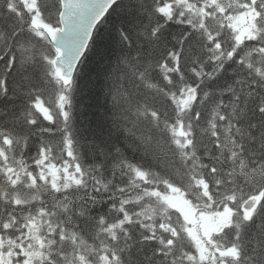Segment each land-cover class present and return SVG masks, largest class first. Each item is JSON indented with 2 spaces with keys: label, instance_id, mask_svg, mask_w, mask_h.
Returning a JSON list of instances; mask_svg holds the SVG:
<instances>
[{
  "label": "trees",
  "instance_id": "trees-1",
  "mask_svg": "<svg viewBox=\"0 0 264 264\" xmlns=\"http://www.w3.org/2000/svg\"><path fill=\"white\" fill-rule=\"evenodd\" d=\"M34 14L0 0V264H264V0H119L67 86Z\"/></svg>",
  "mask_w": 264,
  "mask_h": 264
},
{
  "label": "water",
  "instance_id": "water-1",
  "mask_svg": "<svg viewBox=\"0 0 264 264\" xmlns=\"http://www.w3.org/2000/svg\"><path fill=\"white\" fill-rule=\"evenodd\" d=\"M114 1L61 0V29L54 32L51 43L57 51L53 67L60 71L65 84L70 81L95 25ZM251 203L248 201L245 206Z\"/></svg>",
  "mask_w": 264,
  "mask_h": 264
},
{
  "label": "rangeland",
  "instance_id": "rangeland-1",
  "mask_svg": "<svg viewBox=\"0 0 264 264\" xmlns=\"http://www.w3.org/2000/svg\"><path fill=\"white\" fill-rule=\"evenodd\" d=\"M28 4L29 7L33 8L34 7V0H25ZM253 19L254 17L249 14V13H242L240 14L236 20H235V27L240 29V35L241 36H250L251 32H250V26L253 25ZM37 26H40L39 24H37ZM45 29V31H48L46 27L42 26ZM177 200V199H175ZM187 216H189L190 218V222L193 224V222L196 221V219L192 218V211H187L186 212ZM224 213L222 214H216L212 217H206L208 218L207 220H203L205 218V215H199V217L202 219L200 220L201 225L203 226V230H204V234L207 237L210 233H212L213 231L221 228L224 226L225 221L223 219ZM193 231V228H192ZM208 234V235H207ZM205 254L206 252L203 251ZM226 253L229 252H219V256L224 255Z\"/></svg>",
  "mask_w": 264,
  "mask_h": 264
},
{
  "label": "bare ground",
  "instance_id": "bare-ground-1",
  "mask_svg": "<svg viewBox=\"0 0 264 264\" xmlns=\"http://www.w3.org/2000/svg\"><path fill=\"white\" fill-rule=\"evenodd\" d=\"M252 201H256V200H254V199H252V198H249V202H252ZM257 202V201H256ZM254 210V209H253ZM227 250V249H226Z\"/></svg>",
  "mask_w": 264,
  "mask_h": 264
}]
</instances>
